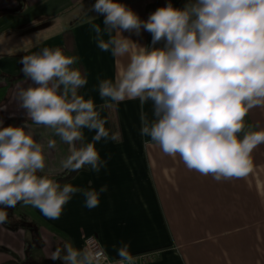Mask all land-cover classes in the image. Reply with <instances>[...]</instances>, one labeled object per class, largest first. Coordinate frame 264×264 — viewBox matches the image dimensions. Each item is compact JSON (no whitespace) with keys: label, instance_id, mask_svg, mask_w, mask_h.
Listing matches in <instances>:
<instances>
[{"label":"clouds","instance_id":"obj_1","mask_svg":"<svg viewBox=\"0 0 264 264\" xmlns=\"http://www.w3.org/2000/svg\"><path fill=\"white\" fill-rule=\"evenodd\" d=\"M89 12L102 17V23L89 21L97 47L123 63L114 78L97 77L98 105L81 93L88 75L77 67L78 55L45 46L21 58L31 84L15 93L24 123L0 121V224L9 222L7 209L18 204L58 219L77 193L85 207H97L106 186L61 184L50 161L66 145L60 172L105 168L96 145L118 140V134L102 113L127 100L139 101L145 142L216 182L247 177L254 150L264 145V128L247 119L254 109H264V0H183L181 7L166 0L147 18L125 0H94ZM144 33L150 42L133 39ZM112 247L115 258L104 246L64 242L50 259L138 264L128 244Z\"/></svg>","mask_w":264,"mask_h":264},{"label":"crops","instance_id":"obj_2","mask_svg":"<svg viewBox=\"0 0 264 264\" xmlns=\"http://www.w3.org/2000/svg\"><path fill=\"white\" fill-rule=\"evenodd\" d=\"M94 0H0V71L21 73L24 55L42 47L63 42V32L71 30L78 56L88 75L81 90L85 97L100 100L94 86L97 77L112 79L122 59L101 51L90 30L89 21L102 23V17L89 12ZM142 18L166 0H125ZM177 7L182 0H173ZM125 35H128L125 33ZM141 42H150L144 33ZM31 84L25 76L11 83L0 106V121L22 125L26 119L15 93ZM4 84H0L3 87ZM113 112L120 139L97 143L107 161L98 173L88 169L71 177L61 176L59 158L67 146L50 161L54 178L81 189L106 186L100 203L89 209L77 193L58 219L45 217L38 209L20 205L22 225L0 224V264H61L50 259L57 247L69 242L84 246L86 236L97 237L101 246L115 258L113 245L128 244L133 255L150 254L152 259L139 264H264V145L253 152V171L247 177L216 182L185 168L177 157L162 153L159 147L140 136L139 101L127 100L106 108ZM143 111L151 116V106ZM251 124L264 128V109H254ZM44 131V130H38ZM86 132L90 140L92 133ZM110 157V158H109ZM60 178V180L58 179Z\"/></svg>","mask_w":264,"mask_h":264},{"label":"trees","instance_id":"obj_3","mask_svg":"<svg viewBox=\"0 0 264 264\" xmlns=\"http://www.w3.org/2000/svg\"><path fill=\"white\" fill-rule=\"evenodd\" d=\"M182 2H183V0H182ZM157 7H159L158 4H153V5L151 4L148 6V9L151 11H154ZM56 47L63 49L67 54L78 55L76 45H75V41H74V37H73L71 30H65L63 32V42L61 45L51 47V48H56ZM77 67H79L81 69V71L84 72L81 60H79ZM21 68H22V65H21ZM22 76H24L22 71L20 74H16V75H12V76L6 75L0 71V84H4L3 87H0V101L4 98L8 86L11 83L15 82L16 80H18ZM112 113L113 112H110V111L108 113L111 131L118 134V140H119L120 139L119 126L117 124L115 115ZM247 119H248V117H247ZM248 121H249V119H248ZM249 123H250V121H249ZM118 140H114V141H118ZM74 173L75 172H72V173L63 172L61 174V176L71 177ZM58 179L60 180V178H58ZM20 205L21 204H18L14 209H7L9 222L4 224L5 226L16 227L17 225H22V223L24 221V216H22L21 214H18V211L20 209ZM4 264H15V262L13 260H11V261L5 262Z\"/></svg>","mask_w":264,"mask_h":264},{"label":"built area","instance_id":"obj_4","mask_svg":"<svg viewBox=\"0 0 264 264\" xmlns=\"http://www.w3.org/2000/svg\"><path fill=\"white\" fill-rule=\"evenodd\" d=\"M85 244H93V245L101 246L97 237L94 235L86 236L84 239V245ZM136 257L138 258V264L152 259V256L150 254L137 255Z\"/></svg>","mask_w":264,"mask_h":264}]
</instances>
